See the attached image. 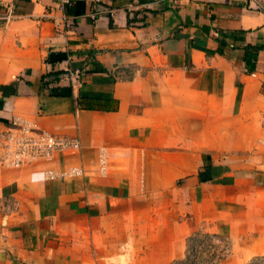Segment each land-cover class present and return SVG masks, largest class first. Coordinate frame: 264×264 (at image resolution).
Returning a JSON list of instances; mask_svg holds the SVG:
<instances>
[{
	"label": "crops",
	"instance_id": "obj_1",
	"mask_svg": "<svg viewBox=\"0 0 264 264\" xmlns=\"http://www.w3.org/2000/svg\"><path fill=\"white\" fill-rule=\"evenodd\" d=\"M247 2L0 0V135L79 143L0 166V264H183L206 235L228 240L219 264H264V0ZM65 69L80 81L41 86Z\"/></svg>",
	"mask_w": 264,
	"mask_h": 264
},
{
	"label": "built area",
	"instance_id": "obj_2",
	"mask_svg": "<svg viewBox=\"0 0 264 264\" xmlns=\"http://www.w3.org/2000/svg\"><path fill=\"white\" fill-rule=\"evenodd\" d=\"M143 1L165 2L168 0ZM52 2L64 10L70 0H52ZM247 3L253 11H259L262 8L258 0H248ZM109 13L111 14L112 12L109 10ZM11 17L10 15H2V17L0 15V19L5 22L9 21ZM90 18L94 20L93 15H90ZM65 23L67 25L70 24L68 21ZM64 72H66V79L69 81H80L81 71L65 69ZM31 131L32 129L27 131L20 130L18 133L6 132L0 135V139L3 140L2 149L4 150V154L0 157V166L17 169L37 159L49 158L56 151H77L79 149V143L76 140L56 138L45 134H33ZM104 154V150L101 149L97 159V164L102 172L105 169ZM210 240L213 243V249L209 251V256L204 264H219L231 254L228 240L225 237L216 235H213ZM195 245L193 250L187 248V258L183 264H199L201 261L204 250L199 246V243Z\"/></svg>",
	"mask_w": 264,
	"mask_h": 264
},
{
	"label": "trees",
	"instance_id": "obj_3",
	"mask_svg": "<svg viewBox=\"0 0 264 264\" xmlns=\"http://www.w3.org/2000/svg\"><path fill=\"white\" fill-rule=\"evenodd\" d=\"M260 47H255L253 48L254 50H257L259 49ZM67 74L66 72L64 71H56V72H47L45 73L43 76H41V86H49L48 83L45 81L46 78H49V77H54L56 79H59V78H66ZM87 99L84 98V97H77L74 101V108L77 110V109H86V110H89L91 109L93 106L88 103L86 101ZM103 102H106V100H103Z\"/></svg>",
	"mask_w": 264,
	"mask_h": 264
},
{
	"label": "rangeland",
	"instance_id": "obj_4",
	"mask_svg": "<svg viewBox=\"0 0 264 264\" xmlns=\"http://www.w3.org/2000/svg\"><path fill=\"white\" fill-rule=\"evenodd\" d=\"M212 237V235H206V237L203 240H200V242H198L200 245V247L204 250V254L203 256H201V261L199 262V264H204L209 256V251H211L213 249V243L210 240V238ZM195 242L191 241L188 243L187 248L190 249H194L195 248Z\"/></svg>",
	"mask_w": 264,
	"mask_h": 264
}]
</instances>
